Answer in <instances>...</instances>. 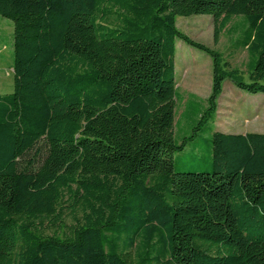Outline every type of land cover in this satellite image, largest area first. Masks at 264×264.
<instances>
[{
  "label": "trees",
  "instance_id": "1",
  "mask_svg": "<svg viewBox=\"0 0 264 264\" xmlns=\"http://www.w3.org/2000/svg\"><path fill=\"white\" fill-rule=\"evenodd\" d=\"M200 14L215 39L241 17L233 47L247 50V81L176 28ZM0 16L13 26L0 264H264V133L213 125L224 79L264 94V0H0ZM176 39L213 66L180 142ZM210 123L208 158L178 169L174 155Z\"/></svg>",
  "mask_w": 264,
  "mask_h": 264
},
{
  "label": "rangeland",
  "instance_id": "2",
  "mask_svg": "<svg viewBox=\"0 0 264 264\" xmlns=\"http://www.w3.org/2000/svg\"><path fill=\"white\" fill-rule=\"evenodd\" d=\"M240 18L232 17L217 39L214 36V23L209 15L176 16L175 24L176 28L189 39L218 52L222 60L226 61L229 67L237 68L242 73L244 81H247L246 66L249 60L247 50L233 47V41L238 36L235 28ZM12 31V21L0 16V92L11 90ZM174 65L177 87L174 138L180 142L184 136L191 134L198 104L203 105L211 92L212 56L183 40L176 39ZM190 95L195 99V103L186 106V99ZM211 124L204 125L200 132H196L193 141H189L181 153L174 155L178 169H197L208 158L211 134L208 126ZM213 125L227 132L264 133V94H251L239 90L231 80L224 79L222 92L217 98ZM194 153L199 156L198 159L189 161ZM64 218L67 223L73 220L72 215L68 213Z\"/></svg>",
  "mask_w": 264,
  "mask_h": 264
}]
</instances>
